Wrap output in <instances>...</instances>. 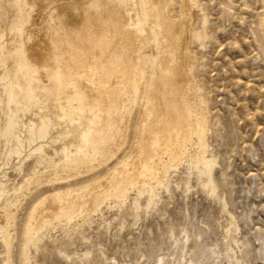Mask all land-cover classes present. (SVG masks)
Returning <instances> with one entry per match:
<instances>
[{
	"label": "bare ground",
	"instance_id": "bare-ground-1",
	"mask_svg": "<svg viewBox=\"0 0 264 264\" xmlns=\"http://www.w3.org/2000/svg\"><path fill=\"white\" fill-rule=\"evenodd\" d=\"M21 1L31 11L28 29L16 25L9 0H0V66L5 68L0 75L3 86L0 112L8 116L5 125H0L8 136V159H18L14 172L26 174L24 167L29 162L33 166L49 164L54 167L56 177L64 179L78 176L96 162H110L124 149L121 159L102 180L65 200L58 194L56 201L48 200L38 207L32 220L25 222L23 227L27 245L39 250L44 229L51 227L53 220L69 221L75 211L87 220L106 200L125 203L128 190L137 185L146 189L148 198L144 206L135 202L136 216L148 212L160 200L154 194L156 190L171 192L161 175L170 168L176 169L180 162L185 167L186 177L176 183L175 189L189 191L191 178H194L199 188L215 199L224 211L227 202L219 195L222 181L216 177L217 158L207 153L205 125L190 112L189 82H182L187 70L178 65L179 56L189 43L184 34L190 13L183 14L173 28H168L163 19L171 8L168 0H138L139 12L135 20L129 19L128 23L126 20L131 12L117 5L115 0H16ZM186 3L189 7L192 0H186ZM143 24L150 26L163 51V55L153 62L143 51ZM158 32L163 36L160 37ZM30 37L34 44L26 47L36 83H22L16 80L15 72L8 70V65ZM133 106L137 107V117L128 144ZM193 136L198 139L199 150L192 149L189 153L187 145ZM220 175L222 177L223 173ZM10 183L5 172L0 177V234L6 253L0 264H10L14 239L6 213V204L14 192L10 194L8 190ZM174 228L168 226L166 239L171 256L183 261L178 260L176 264H220L219 258L230 264L241 262L235 253L229 256L216 246L202 252L205 258L199 263L197 254L188 247L187 231L181 229L179 238ZM232 232L236 233L237 227L227 231L228 245L238 246ZM199 238L200 234L195 246ZM153 264L166 262L156 259Z\"/></svg>",
	"mask_w": 264,
	"mask_h": 264
},
{
	"label": "rangeland",
	"instance_id": "rangeland-1",
	"mask_svg": "<svg viewBox=\"0 0 264 264\" xmlns=\"http://www.w3.org/2000/svg\"><path fill=\"white\" fill-rule=\"evenodd\" d=\"M137 1L115 0L117 5L131 12L126 23L129 19L135 20L139 12ZM168 1L171 8L163 18L168 28H173L183 14L190 13L184 34L189 43L179 56L181 62L178 65L188 71H185L187 75H184L182 82H189L187 94L192 102L190 112L205 125L207 153L217 158L216 177L222 181L219 195L227 202L226 212L222 211L215 199L199 188L194 178L190 179L189 191L175 189L176 183L186 177L185 167L180 162L176 164V169L170 168L166 171L167 175H161L164 184L171 187V192L156 190L154 194L160 200L148 212L136 216L135 202L144 206L148 198L146 189L137 185L135 189L128 190L125 203L106 200L87 220L78 211L72 214L69 221L62 220L60 223L53 220L49 225L51 227L44 229L40 249L35 250L27 245L23 227L25 222L32 220L37 208L48 200L56 201L59 195L64 200L72 197L85 191L90 184L102 180L114 163L121 159L119 157L123 156L124 149L116 154L114 160L96 162L78 176L60 179L56 177L53 166H33L30 162L25 164L26 174L18 175L14 172L18 159H8V136L2 131L8 116L0 112V135L4 134L0 136V140H4L3 143L0 141V177L7 172L12 183L8 190L10 194L14 191L6 204L8 225L14 231L10 264H153L156 259H164L166 264H176L179 258L171 256L166 239L169 225L175 227L179 238L181 229L187 231L190 240L188 247L197 254L199 263L205 258L202 252L217 246L229 256L235 253L241 261L236 264H264V0H192L189 7L186 0ZM9 4L16 25L28 29L31 26V11L24 1L18 3L9 0ZM142 28L143 51L153 62L163 55V51L156 43L150 26L143 24ZM158 34L163 36L162 32ZM31 40L32 37L27 44L19 47L20 56L8 65V70L15 72L16 80L22 83L36 80L26 47H32L34 42ZM4 71L5 68L0 66V75ZM1 88L3 86L0 84V97H3ZM127 104L133 105L130 102ZM131 108L128 144L137 117V107ZM22 121H25L24 118ZM198 143L197 137L193 136L187 145L188 152L199 150ZM26 167L33 168L28 171ZM233 227H237V232H232V236L238 241V246L228 245L227 231H233ZM1 240L0 234V260L6 253ZM219 261L220 264H230L224 258H219Z\"/></svg>",
	"mask_w": 264,
	"mask_h": 264
}]
</instances>
